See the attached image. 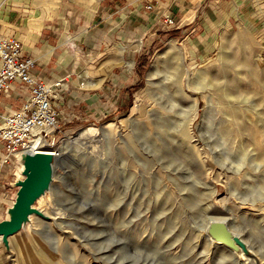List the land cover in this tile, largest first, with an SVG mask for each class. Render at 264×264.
Instances as JSON below:
<instances>
[{
    "label": "rangeland",
    "instance_id": "1",
    "mask_svg": "<svg viewBox=\"0 0 264 264\" xmlns=\"http://www.w3.org/2000/svg\"><path fill=\"white\" fill-rule=\"evenodd\" d=\"M92 1L4 4L26 19L25 9L43 17ZM248 16L204 59L177 39L156 43L128 107L97 118L57 107L52 143L61 157L42 210L61 214L59 223L34 215L11 236L26 239L27 252L0 240V264H239L209 243L212 218L227 221L264 264V3ZM187 111L192 144L182 136ZM7 167L12 182L19 165Z\"/></svg>",
    "mask_w": 264,
    "mask_h": 264
},
{
    "label": "crops",
    "instance_id": "2",
    "mask_svg": "<svg viewBox=\"0 0 264 264\" xmlns=\"http://www.w3.org/2000/svg\"><path fill=\"white\" fill-rule=\"evenodd\" d=\"M4 1L0 2V37L21 42L24 53L35 59V77L52 85L59 82L53 86V102L76 118H97L128 107L139 79L138 66H145V56L163 38L177 39L195 57L204 59L229 29L249 18V9L264 3L94 0L81 7L77 3L61 6L43 17L25 9L24 19L22 12L16 13ZM28 93V87L13 82L0 93V112L20 109ZM3 157L0 142V219L14 194Z\"/></svg>",
    "mask_w": 264,
    "mask_h": 264
},
{
    "label": "built area",
    "instance_id": "3",
    "mask_svg": "<svg viewBox=\"0 0 264 264\" xmlns=\"http://www.w3.org/2000/svg\"><path fill=\"white\" fill-rule=\"evenodd\" d=\"M167 22L172 20L167 18ZM35 59L26 55L19 40L0 37V93L10 89L13 82L29 89L20 109L0 112V142L3 145L2 162H16V156L24 150H41L52 143L57 128L58 109L53 102L55 85L35 77L32 70Z\"/></svg>",
    "mask_w": 264,
    "mask_h": 264
},
{
    "label": "water",
    "instance_id": "4",
    "mask_svg": "<svg viewBox=\"0 0 264 264\" xmlns=\"http://www.w3.org/2000/svg\"><path fill=\"white\" fill-rule=\"evenodd\" d=\"M60 157L59 152L46 149H28L16 156V162L21 167L14 181L10 182V186L16 188V191L13 194L12 203L6 207L4 217L0 219V239L8 251H11L9 237L21 230L30 221L31 215L36 214L46 220L52 218L36 207L35 203L50 191L55 175V165ZM206 232L212 240L221 241L235 253L255 255L225 220L210 219Z\"/></svg>",
    "mask_w": 264,
    "mask_h": 264
},
{
    "label": "bare ground",
    "instance_id": "5",
    "mask_svg": "<svg viewBox=\"0 0 264 264\" xmlns=\"http://www.w3.org/2000/svg\"><path fill=\"white\" fill-rule=\"evenodd\" d=\"M159 56V55H158ZM165 61V60H164ZM156 64V63H155ZM158 66V65H157ZM157 66H154L156 69H157ZM143 92H144V90H142V91H140V93L138 94V96L137 97H140V96H142V94H143ZM147 112V111H146ZM191 118H192V113H190V112H186V114L183 116V118H182V126H183V129H182V136H183V138H185V139H188L187 141L190 143L191 141V139L193 138V135L188 131V126H189V123H190V120H191ZM112 129H113V125L111 124V125H108V126H104V131H106L107 133H110L111 131H112ZM89 130L88 129H86V131H84L85 133H87ZM221 134V136L223 137V135H222V133H220ZM191 144H192V142H191ZM46 145V147L44 148V149H46V150H51V151H55L56 152V149L57 148H55L54 146H53V143H49V144H45ZM212 151V150H211ZM211 151H210V153H211ZM213 152V151H212ZM212 156H213V154H212ZM211 158V157H210ZM214 158V157H213ZM21 166L19 165V168H20ZM54 178H55V175H54ZM53 185H54V182L52 183V187H53ZM52 187H51V189H50V191H48V193H46L45 195H43L41 198H39V203H40V205H39V209H43V207H44V205H46L47 204V201H49V199H50V197H51V195H52ZM253 203V202H252ZM261 207H259V206H253L252 208H250L251 210H253V211H257V210H259ZM62 212V209H60V212H58V213H61ZM34 215H36V214H33V215H31V217H30V221H28L25 225H27L29 222H31V224H33V221H34ZM60 215L61 214H58V216H56V217H52V220H51V222L54 224V225H58V223H59V220H60ZM36 216H38V215H36ZM246 216H248L247 215V213H241V214H238V215H233V220H234V222H237V223H240L241 222V220H242V218H244V217H246ZM40 217V216H39ZM229 224V223H228ZM25 225H24V227H25ZM32 231L33 232H35V229L33 228L32 229ZM203 231V230H202ZM204 231L206 232V227H205V229H204ZM202 233V232H201ZM252 234V233H251ZM29 235H30V233H29ZM253 235H255V234H253ZM32 236V235H31ZM205 236L207 237V239H208V241H209V243H211V245L214 247V248H216V247H218V245H224L221 241H219V240H212L211 239V237L207 234V233H205ZM255 237V236H254ZM1 240V239H0ZM9 242H10V247H13L14 249H16V250H18L19 252H21V253H26L27 252V248H28V244H27V240L26 239H21V240H16V239H13V238H11V236L9 237ZM226 247V246H225ZM229 249V248H228ZM230 251H231V253L233 254V255H235L236 256V258L239 260L238 262H239V264H242V263H250V264H263V261H262V259L261 258H258L257 259V257L254 255H244L243 253H235L233 250H231V249H229ZM258 260V261H257ZM257 261V262H256Z\"/></svg>",
    "mask_w": 264,
    "mask_h": 264
}]
</instances>
